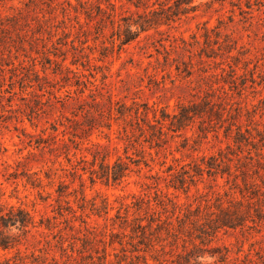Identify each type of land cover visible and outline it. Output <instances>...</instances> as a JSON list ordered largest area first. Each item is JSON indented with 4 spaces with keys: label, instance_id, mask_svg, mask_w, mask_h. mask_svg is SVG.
I'll use <instances>...</instances> for the list:
<instances>
[{
    "label": "rangeland",
    "instance_id": "1",
    "mask_svg": "<svg viewBox=\"0 0 264 264\" xmlns=\"http://www.w3.org/2000/svg\"><path fill=\"white\" fill-rule=\"evenodd\" d=\"M2 238L0 264H264V0H0Z\"/></svg>",
    "mask_w": 264,
    "mask_h": 264
},
{
    "label": "trees",
    "instance_id": "2",
    "mask_svg": "<svg viewBox=\"0 0 264 264\" xmlns=\"http://www.w3.org/2000/svg\"><path fill=\"white\" fill-rule=\"evenodd\" d=\"M130 39H132V38L128 37L125 40V42L129 41ZM105 175L109 176V172L107 171ZM123 175H124L123 173H120L117 171H114L112 173V176L115 179H118V178L122 177ZM1 219H2V225L6 228L11 227V226H16L17 224H19L21 227H23V226H26L27 223L29 222L28 213L24 212V210H21V209L17 213L12 211V212H10V215L8 217L2 216ZM228 223L229 222H223L222 224L227 225ZM7 245L8 244L4 240V238L0 239V246L7 247Z\"/></svg>",
    "mask_w": 264,
    "mask_h": 264
}]
</instances>
